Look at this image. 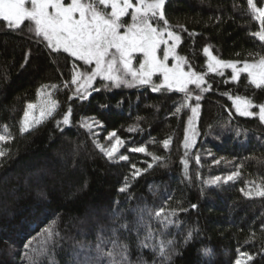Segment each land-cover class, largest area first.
Returning <instances> with one entry per match:
<instances>
[{
  "label": "trees",
  "instance_id": "trees-1",
  "mask_svg": "<svg viewBox=\"0 0 264 264\" xmlns=\"http://www.w3.org/2000/svg\"><path fill=\"white\" fill-rule=\"evenodd\" d=\"M164 14L181 36L178 53L205 74L204 87L211 85L196 91L202 98L188 149L194 98L181 107L184 94L175 90L104 88L96 79L100 90L81 101L71 83L81 61L50 48L26 21L12 28L0 19V135L6 137L0 141V264H30L33 251L36 264H235L238 257L264 264V196L255 194L264 188V121L240 115L233 104L237 96L264 104V87L253 85L248 73L232 81L230 68L223 76L210 72L203 52L210 46L238 66L259 59L264 41L253 33L261 31L260 21L247 0H166ZM44 88L52 90L56 110L22 131L28 104ZM69 108L70 125H64ZM93 120L91 130L83 127ZM111 132L123 145L109 159L98 145ZM141 146L146 152L130 151ZM216 176L221 181L209 184ZM161 208L176 213L172 225L155 217ZM191 229L197 231L185 243ZM161 241L170 260L159 254ZM97 245L114 256L98 255Z\"/></svg>",
  "mask_w": 264,
  "mask_h": 264
},
{
  "label": "snow or ice",
  "instance_id": "snow-or-ice-1",
  "mask_svg": "<svg viewBox=\"0 0 264 264\" xmlns=\"http://www.w3.org/2000/svg\"><path fill=\"white\" fill-rule=\"evenodd\" d=\"M249 7L255 14L256 19L260 21L261 31L253 33L260 41H264V8H258L254 0H247ZM166 0H136L134 4L132 0H0V19L8 23L9 27L19 28L20 25L28 20L34 24L35 34L43 37L48 42L50 48L57 51L63 50L79 61H83L86 65H94V67L82 73L73 65V76L71 83L77 85L74 96L81 101L87 100L93 92L100 89L93 87L96 78L99 77L104 88H120V87H138L152 85L153 92H159L162 89L168 91H177L184 94V103L181 107H188L189 102L195 99V105L191 107L193 116H195L200 108L201 95L193 97L192 90L189 85H195L201 92L211 89V85L202 87L206 84L205 74L192 69L191 65L185 70V64L188 63L186 58L177 55L176 49L181 42V36L171 30V26L165 19L164 6ZM26 5H30L26 6ZM111 11L107 12L108 6ZM129 9H132L131 22L126 23L122 20L128 15ZM160 21L163 26H160ZM171 41V43H169ZM161 45H164L162 56L160 52ZM203 52L208 57L207 67L210 72L218 73L223 76L222 69L231 68V80L237 81L241 73H248L250 82L257 88L264 87V56H261L255 62H243V67H237L240 61H225L217 58L212 54L210 46L205 47ZM137 54H142V59L138 62V67H134V61ZM173 57L175 63L169 66V57ZM159 74L161 83L155 85L152 78ZM47 87V86H44ZM52 87H56L53 85ZM50 95V94H47ZM231 98V97H230ZM236 111L247 117L259 116L264 121V104L253 105L250 100L242 97H235L233 100ZM28 109H32L34 105L29 104ZM55 103L52 102L51 107L41 111V117L46 114L51 116L55 110ZM101 107H107L106 105ZM253 107H258L259 112L251 111ZM177 112L180 108L176 109ZM71 108L64 115L62 123L70 125ZM39 123V121H36ZM194 123L192 118L189 124ZM96 122L93 120L91 124L84 123L83 127L91 130ZM32 122L29 120V113L25 112L22 131H29ZM102 127V125H100ZM239 134V133H237ZM115 132L109 133V138L114 137ZM6 137L0 135V141H4ZM117 144L121 141L117 140ZM170 141L165 139L163 145L168 148ZM193 141L185 135L183 146L185 149L192 147ZM100 150L111 159L117 148L113 146L105 149L102 145H98ZM133 152H146L144 146L130 149ZM187 155V152L185 153ZM4 153L0 151V156ZM121 160H127V156H121ZM153 159H158L153 157ZM197 162L199 157H196ZM219 163V161H216ZM185 169H187L188 161H182ZM152 165H149V168ZM135 169V165H132ZM145 169L144 171H146ZM141 170L133 172V176H139ZM185 175L187 172L185 171ZM238 173H232L223 180L225 183L232 181ZM221 176H216L208 181L209 184H217L221 181ZM128 187L127 183L120 191H125ZM241 191H244L243 189ZM264 196V188L258 189L255 193ZM245 196L252 195L251 192H244ZM193 208L196 205H192ZM176 213L166 214L163 208L155 213L157 220H160L165 227L174 223L172 217ZM126 227V225H122ZM196 229L188 231L185 243L190 241L193 232ZM46 235H53L52 229L45 230ZM171 243V242H169ZM126 251V246H122ZM205 253L208 250L205 249ZM97 254L100 256L113 257L114 252H104L97 245ZM123 254V253H122ZM159 254L165 259L170 260L171 255L166 251L163 241L160 242ZM178 254V253H174ZM241 257H247L248 261L254 259L248 253H241ZM30 264H36V255L33 251L29 255ZM235 264H247L241 258L235 260Z\"/></svg>",
  "mask_w": 264,
  "mask_h": 264
},
{
  "label": "rangeland",
  "instance_id": "rangeland-1",
  "mask_svg": "<svg viewBox=\"0 0 264 264\" xmlns=\"http://www.w3.org/2000/svg\"><path fill=\"white\" fill-rule=\"evenodd\" d=\"M67 2H69V0H65V3H67ZM132 2L135 4L136 3V0H132ZM26 6H29L30 7V5H26ZM257 7L258 8H264V4L262 6H260V7L259 6H257ZM105 10L107 12H110L111 11V6L109 5L107 7V9H105ZM131 14H132V9H129L128 15L125 16V17H123L122 20L124 22H126V23H130L131 22ZM25 21L27 22V24L29 25V27L35 32L34 24H32L28 20H25ZM159 23H160V26L162 27L163 26V22L160 21ZM169 43H171V41H169ZM164 47H165L164 45H161L160 52L158 53L161 56H162ZM176 53H177V55L180 56V54L178 53L177 49H176ZM141 59H142V54H137V59H136V61H134V67H138V62ZM256 60H258V59H256ZM255 61H253V62H255ZM174 63H175V60L173 59V57L170 56L169 57V60H168L169 66H172ZM250 63H252V62H250ZM188 66H189L188 63L185 64V70L186 71L188 70ZM93 67H94V65H86L83 61H81V66L79 68H77V70L80 71V72H82V73H86V72L90 71ZM237 67H243V66H238L237 65ZM225 69H222V71L225 70ZM156 76H159V74L153 76V78H152L153 82H154V79H155ZM159 78H160V81L158 83H154L155 85H159L161 83V77H159ZM96 79H100V78L97 77ZM150 86H152V85H150ZM204 86H206V84L203 85L202 87H204ZM76 87H77V85H75V88ZM189 88H190V90H192V95L193 96H196L195 95L196 94V91L197 90H200V89H197L195 87V85H189ZM47 94H50V95H47ZM52 102L55 103V105H56L55 110H56V108H57V101L54 99V96L52 94V90L49 89V88H44L43 90L40 91L37 101H35L33 103H30V104L34 105V107L32 109H28V107H27L26 108V111H25V112H28L29 113V120L32 122V126L30 127V129L33 128L37 124L36 121H39L40 122L41 120H43L44 118H46V117L49 116V115L46 114L44 117H41L40 113H41L42 110H44L45 112H47V109L49 107H51ZM54 111L52 112V114L54 113ZM24 115H25V113H24ZM197 116H198V112H197V114L195 116L192 117V120L194 121V123H192V124L189 125L188 133H189V138L192 141H193V138H194V132H195V128H196ZM23 120H24V116H23ZM90 123H92V121H90ZM22 126H23V121H22ZM117 140L121 141V139H119L117 136H114V137H111V138H109V136H108L107 139H106V142L104 144H101V145L105 149H110L113 146H115L117 148V151L113 154V155H115L116 153H118L120 151V149H121V147L123 145V142L122 141H121L120 144H117L116 143Z\"/></svg>",
  "mask_w": 264,
  "mask_h": 264
},
{
  "label": "clouds",
  "instance_id": "clouds-1",
  "mask_svg": "<svg viewBox=\"0 0 264 264\" xmlns=\"http://www.w3.org/2000/svg\"><path fill=\"white\" fill-rule=\"evenodd\" d=\"M207 250H208V252H210V250H211V249H210V246H209V248H208ZM201 251H202V253H204V254L206 255V253H205V249H202Z\"/></svg>",
  "mask_w": 264,
  "mask_h": 264
}]
</instances>
